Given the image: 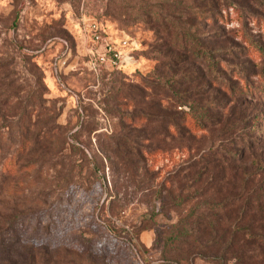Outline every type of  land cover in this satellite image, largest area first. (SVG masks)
Returning <instances> with one entry per match:
<instances>
[{"label":"rangeland","instance_id":"obj_1","mask_svg":"<svg viewBox=\"0 0 264 264\" xmlns=\"http://www.w3.org/2000/svg\"><path fill=\"white\" fill-rule=\"evenodd\" d=\"M211 2L223 17L215 24L201 21L198 33L221 67L214 71L204 56L179 51L191 59L162 69L178 80L170 89L144 82L159 81L162 41L140 19L126 23L109 15L107 0H0V264H256L249 254L237 261L234 252L244 249L241 229L248 222L260 229L261 215H246L239 230L235 222L217 221L226 210L214 215L216 206L190 218L186 214L199 199H214L212 188L197 194L201 184L186 189L189 199L164 213L156 198L160 182L180 163L208 158L214 161L208 176L223 167L225 199H233L237 212V171L255 169L264 189V0L204 4ZM82 17L116 40L130 38L136 60L126 72L88 71ZM62 39L75 59L66 69L77 61L79 66L58 78L53 62L65 49ZM163 107L186 110L193 126L203 119L207 126L196 125L188 141L148 155L151 172H157L150 179L138 164L126 162L147 144L133 141L131 131L157 126ZM195 219L203 231L193 235L195 256L175 258L177 236ZM214 223L220 224L219 236L226 229L236 233L228 247L219 243ZM200 251H224L227 260Z\"/></svg>","mask_w":264,"mask_h":264},{"label":"trees","instance_id":"obj_2","mask_svg":"<svg viewBox=\"0 0 264 264\" xmlns=\"http://www.w3.org/2000/svg\"><path fill=\"white\" fill-rule=\"evenodd\" d=\"M204 2L205 0H107L106 12L109 15L113 16L115 19L118 16L125 17L126 23L138 21V19L142 20L154 31V37L161 40L163 43L162 46L165 48L162 53L163 57L158 60L159 81L154 83L153 81L150 82L145 80L144 82L148 83L146 84L147 87L154 88L157 86H166L172 89V87L178 86V80L175 79L174 75H172V77L167 76V74L164 75L162 73L166 72L162 71V69L167 66L169 69L174 67L175 64H178V60L180 61L183 58L191 59V57L201 58L204 56V58L208 59V62H212V70L217 71V69L221 67L214 58V53H216V51H214L212 47L205 46L202 40L203 34L198 33V29L202 28L201 21H211L209 22L210 24H215L223 15L215 10L216 5L214 2H211L213 6H207ZM173 51H176V53ZM179 51L188 52L191 57H187V55H178ZM116 71L126 72L127 70L118 69ZM231 87L232 86L229 88ZM189 93L190 92L187 90H185V93H181L188 96L186 102L190 100ZM172 94L173 96H178L179 92L173 89ZM152 107L153 105L147 106L148 109ZM160 110L161 116L158 118L159 124L157 126L144 125L140 127V131H131L134 135L133 141L142 138L147 144L142 148H136V153L133 152L132 155L130 154L131 157L126 159L127 163L133 165L138 164V168H142V172L149 176L148 178L150 179L153 178V175L154 177L157 176V172H151L148 165V155H152L160 150H166L164 148L170 143H175L180 140L188 141L193 137V131L196 130L194 126L196 125L199 126L201 130L207 126V122L203 121L204 119L196 121L197 123L193 126L188 120V112L186 110L172 113H169V109L166 107L160 108ZM130 117L132 120L136 119L134 115H130ZM223 158L226 163L228 161L229 163L234 162L229 156L223 155ZM198 162L195 160H186L180 163L160 182L158 186L159 189L156 191V198L160 200L162 213L171 206L180 205V202L183 203L185 200L189 199L188 195L184 194L186 189L194 187L196 184H201V191H198L197 194L203 197L206 192L212 188L215 201L210 198L199 199V201L195 203V207H191L186 215H189L190 218L193 217L192 215H208L206 213L200 214L198 211L200 209L216 206L217 210L213 212L214 215H222L219 212L221 210H226L225 217H219L217 221L224 220L228 224L235 222L234 225L237 226L236 230L242 227L241 225L244 223L246 215H261L263 225L260 229L252 227L250 222L245 225V230L241 229L242 233L240 234L246 236L244 249L236 250L234 252V257H236L238 261L239 256L243 255L244 257L249 254L251 260L255 261L256 264H263L264 189L256 178L255 169L253 173L247 171V168L237 171L239 175L241 174L242 182L240 194L236 197L238 203H241L238 204L239 210L237 212L233 209V205L231 204L234 203L233 199L230 203L229 200L225 199V194L228 191L226 189L228 187H225L224 182L227 179L226 174H221L224 171L223 167L219 165L216 166L218 167L216 175L208 176L210 171L209 164L214 163V161L208 158ZM138 168H136V170H138ZM217 174L218 177L216 178ZM251 182L252 185L248 187ZM175 190H177V192ZM255 195L257 197H254ZM211 201L214 202L212 203ZM235 212L236 215L234 214ZM203 218V216H200L198 220H202ZM198 220L195 219L190 229H186L182 234L177 236L176 240L178 242H175L176 247L173 248L174 257L177 255L179 259L183 258L187 260L190 255L191 257L192 255L195 256L194 244H196V242L193 235L196 237V235L202 234L203 232ZM219 225V223H214V233L217 234L216 236L218 240H220L219 243L225 244L226 247H228L237 235L235 232H231L230 229H226L224 234L219 236L218 233H222V230L220 231L219 229ZM184 246L187 247L185 250L186 255H183L184 250L182 251V247ZM199 248L204 249V247L201 246ZM245 248L247 250H245ZM181 251L184 257L180 254ZM197 255L205 256L206 258L214 257L218 259L219 262L227 260L224 257V251L219 253V255L216 254V256L210 255L205 251H200Z\"/></svg>","mask_w":264,"mask_h":264},{"label":"built area","instance_id":"obj_3","mask_svg":"<svg viewBox=\"0 0 264 264\" xmlns=\"http://www.w3.org/2000/svg\"><path fill=\"white\" fill-rule=\"evenodd\" d=\"M24 1L30 2V0ZM78 24L81 26V37L84 42L83 58L88 71L100 74L104 70L127 69L134 64L136 60L134 57L135 49L129 37L125 36L116 40L104 26L94 20L88 21L85 17H82ZM62 41L65 44V49L56 56L53 62L58 78L71 70L77 71L79 66L77 61V66L75 65L70 70L66 69L70 61H75V59L73 49L68 41L64 39Z\"/></svg>","mask_w":264,"mask_h":264}]
</instances>
